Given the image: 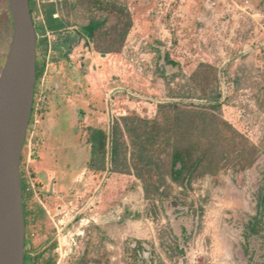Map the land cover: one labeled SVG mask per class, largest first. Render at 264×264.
<instances>
[{"label":"rangeland","instance_id":"1","mask_svg":"<svg viewBox=\"0 0 264 264\" xmlns=\"http://www.w3.org/2000/svg\"><path fill=\"white\" fill-rule=\"evenodd\" d=\"M109 2L126 7L131 16L132 28L124 43L114 31L117 16L101 12L86 1L88 6L77 11L63 6L64 15L74 25L67 35L69 41L61 40L63 65H50V45L38 49V56L46 60L48 74L36 88L37 112L21 165L35 191V201L47 213L44 223L31 226L36 254L54 257L56 264H77L87 252L90 264H130L128 245L134 247L137 241H143L148 243L146 249L155 251L166 264H247L240 247L243 221L246 215L256 214L255 197L264 178V0ZM89 6L95 17H109L96 41L84 37L81 29L90 20ZM11 37V16L6 0H0V74ZM96 46L117 51L103 54ZM157 50L170 52L171 58L181 64V69L170 68L169 75H177L170 86L157 76ZM71 53L76 56L74 60L69 57ZM201 64L219 70L224 104L216 113L259 152L254 162L243 163L244 170L227 165L217 175L197 180L192 190L179 196L181 201L152 202L146 199L143 183L134 175L111 173L112 131L118 118L109 110L110 96L117 110L142 118L140 111L144 119H150L147 114L151 105L162 102L204 105L206 102L198 99H170L171 89L180 91ZM51 67L70 78L81 77L85 101L78 145L65 163V175L60 173L53 181L45 179L35 159V155L40 156L45 137L47 108L44 114L39 111L49 102L46 79ZM90 129L103 130L108 137V169L102 173L89 168ZM173 189V195L182 191L175 185ZM201 208L204 214L202 228L198 229ZM168 228L174 236L188 238L186 256L178 263L170 261L161 246L162 241L172 238ZM257 249V259L264 261V247L257 245ZM150 252L144 255L148 262Z\"/></svg>","mask_w":264,"mask_h":264},{"label":"trees","instance_id":"2","mask_svg":"<svg viewBox=\"0 0 264 264\" xmlns=\"http://www.w3.org/2000/svg\"><path fill=\"white\" fill-rule=\"evenodd\" d=\"M86 1L93 3L95 9L101 12L117 16L118 23L114 31L119 35V42L124 43L133 23L127 8L117 2L112 5L109 0H76L74 3L65 0L61 8L55 5L44 6V21L38 22L35 20L38 12L37 5L35 0H30L31 12L39 36L38 49L42 46H49L48 40L44 38L47 31L55 32L59 40L69 41V37L65 36L62 31L74 25L67 18H63L65 16L63 6L68 5L71 11H77L87 5L84 3ZM6 4L10 15L7 0ZM88 8L90 20L81 29L84 37L96 41L98 33L108 25L109 17H95L92 13L93 8L91 6ZM57 12L63 15L60 19L54 18ZM105 34L110 33L108 31ZM96 50L103 54L117 51L112 47L101 48L99 46H96ZM157 52V76L170 86L177 77V75H169L170 68L181 69V64L171 58L170 52L163 53L160 50ZM46 72V60L38 56L37 86ZM183 90L186 92L182 93ZM171 91L170 99L185 101L198 99L205 101L206 104L197 106L178 102H162L158 105L154 119H144L133 113L121 119H114L110 152L111 173L134 175L143 183L146 199L152 202L164 203L166 200L177 202L180 200L179 196L193 189L197 180L207 175H217L223 166L227 165H232L236 171L244 170L243 163L254 162L255 155L259 152L248 138L241 135L216 113L222 109L224 104L219 70L216 67L206 64L199 65L197 71L188 79V83L180 86V91L173 89ZM46 108L47 103H44L39 113L44 114ZM36 112L34 104L29 132L35 121ZM90 132L92 134L89 143L92 151L89 168L102 173L108 169V137L103 130L90 129ZM35 159L40 160V156L35 155ZM21 178L27 228L25 264H56L54 257H46L43 252L36 254L38 249L34 248L31 226L37 222L44 223L47 213L42 205L35 201V191L24 170L21 171ZM174 185L182 189L178 195H173ZM171 197L173 199H170ZM255 200L256 214L246 215L244 218L246 221H243V242L240 247L247 264H264V261L257 259V245L264 247V178ZM153 207L157 209L156 205ZM200 210L198 229L202 228L201 218L204 214L203 208ZM155 214L157 216V213ZM167 231L172 238L168 242L162 241L161 246L166 250L168 259L178 263L186 256L185 245L188 238L174 236L170 228ZM183 233H187L186 228L183 229ZM146 244L148 243L143 241H137L134 247L129 244L126 249L128 262L130 264H166L155 251H148ZM54 248L55 246L51 248V251ZM149 252L151 254L148 262L144 255ZM262 257L264 258V255ZM89 258L90 252H87L77 264H90Z\"/></svg>","mask_w":264,"mask_h":264},{"label":"water","instance_id":"3","mask_svg":"<svg viewBox=\"0 0 264 264\" xmlns=\"http://www.w3.org/2000/svg\"><path fill=\"white\" fill-rule=\"evenodd\" d=\"M12 37L0 74V264H25L23 149L37 87L39 36L30 0H7Z\"/></svg>","mask_w":264,"mask_h":264},{"label":"crops","instance_id":"4","mask_svg":"<svg viewBox=\"0 0 264 264\" xmlns=\"http://www.w3.org/2000/svg\"><path fill=\"white\" fill-rule=\"evenodd\" d=\"M64 2L65 0L63 4ZM72 28L73 26L67 28L63 34L67 36ZM61 45L59 38L52 45L54 54L50 55V65L62 64ZM69 57L71 60L76 58L73 53ZM46 73L48 74V69ZM47 77L46 90L49 102L43 119L45 137L40 147L38 166L45 179L53 181L60 173L65 175V170L68 169L65 163L70 160L71 151L74 152V147L78 145L77 139L84 121V82L81 77L77 80L70 78L54 67H51L50 75ZM89 79L90 75L87 76V80ZM76 151L78 153L77 149Z\"/></svg>","mask_w":264,"mask_h":264},{"label":"built area","instance_id":"5","mask_svg":"<svg viewBox=\"0 0 264 264\" xmlns=\"http://www.w3.org/2000/svg\"><path fill=\"white\" fill-rule=\"evenodd\" d=\"M63 1L64 0H35V3L37 5V9H38L37 14L35 15V20L38 22L44 21V13H43V7L44 6L55 5L57 8H61ZM54 18L60 19L61 13L57 12L54 15ZM66 30L67 29L63 30L62 32L64 33ZM44 38H46L48 40V43H49L50 49H51L52 45L57 42L58 35L55 32L47 31ZM52 54H54L53 49L50 50V55H52ZM109 101H110V109L109 110H110V112L114 118L116 117L118 119H121V118L129 115L127 110H117L116 109L117 103L113 100V97L110 96ZM158 105L159 104L151 105L149 107V113L147 114L148 118L152 119L157 114ZM139 114L142 116V118H145V115L142 114L140 111H139ZM36 122L38 123V121H36Z\"/></svg>","mask_w":264,"mask_h":264}]
</instances>
